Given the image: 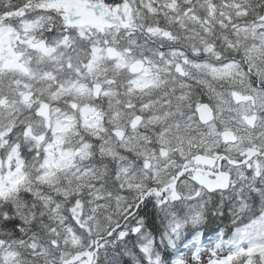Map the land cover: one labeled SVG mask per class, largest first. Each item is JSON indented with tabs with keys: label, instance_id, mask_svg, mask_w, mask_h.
Returning a JSON list of instances; mask_svg holds the SVG:
<instances>
[{
	"label": "snow or ice",
	"instance_id": "obj_1",
	"mask_svg": "<svg viewBox=\"0 0 264 264\" xmlns=\"http://www.w3.org/2000/svg\"><path fill=\"white\" fill-rule=\"evenodd\" d=\"M0 264H264V0H0Z\"/></svg>",
	"mask_w": 264,
	"mask_h": 264
}]
</instances>
